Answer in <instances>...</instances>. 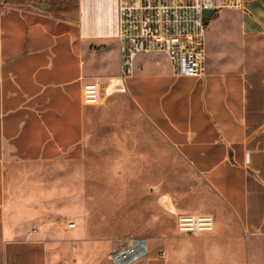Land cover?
<instances>
[{"label": "crops", "instance_id": "0c3cea01", "mask_svg": "<svg viewBox=\"0 0 264 264\" xmlns=\"http://www.w3.org/2000/svg\"><path fill=\"white\" fill-rule=\"evenodd\" d=\"M237 16L241 37L255 41L244 59L233 47L202 75H178L166 54H139L122 80L118 0H0V264H112L114 249L98 254L21 170L81 162L102 142L147 144L134 154L146 166L180 158L210 193L204 213H229L264 236V0H244ZM92 80L103 88L98 106L82 100ZM215 225L201 239L230 229ZM148 241L139 264H172L164 238ZM225 251L208 249L201 264L246 262Z\"/></svg>", "mask_w": 264, "mask_h": 264}, {"label": "rangeland", "instance_id": "374dc122", "mask_svg": "<svg viewBox=\"0 0 264 264\" xmlns=\"http://www.w3.org/2000/svg\"><path fill=\"white\" fill-rule=\"evenodd\" d=\"M237 13L225 10L209 21L212 27L206 38V64L233 47L239 48L237 56L244 59L248 55L243 47L255 46L254 40L241 37ZM117 89L123 90L122 84ZM143 126L148 130L147 124ZM137 149L136 144L121 142L90 144L81 162L26 165L21 170L38 177V189L48 193V204L63 211L65 220L85 229L98 254H109L134 237H156L167 241L165 250L172 252V264H201L211 248L245 257L244 264H264V236L248 235L229 213L218 218L212 213L216 224L226 222L230 226L219 231L218 239L181 235L177 215L207 212L208 206L200 201L210 202L209 191L195 181V172L180 158L171 165L146 166L147 160L134 157ZM157 186L153 192L151 188ZM216 231L217 225L213 233L203 237Z\"/></svg>", "mask_w": 264, "mask_h": 264}, {"label": "built area", "instance_id": "2783aa9c", "mask_svg": "<svg viewBox=\"0 0 264 264\" xmlns=\"http://www.w3.org/2000/svg\"><path fill=\"white\" fill-rule=\"evenodd\" d=\"M243 9L244 0H118L121 79L131 76L137 55L155 52L170 57L178 75H202L206 65L208 30L203 11L212 10L215 16L225 10ZM102 90L98 80L87 81L83 87V103L100 105ZM75 226L74 222L69 223V227ZM177 229L186 237L211 234L215 229V218L204 212L180 213ZM148 253V239L134 237L125 245H117L110 260L112 264H139Z\"/></svg>", "mask_w": 264, "mask_h": 264}, {"label": "water", "instance_id": "95a60500", "mask_svg": "<svg viewBox=\"0 0 264 264\" xmlns=\"http://www.w3.org/2000/svg\"><path fill=\"white\" fill-rule=\"evenodd\" d=\"M203 17L207 21H210L214 17V11H212V10H204L203 11Z\"/></svg>", "mask_w": 264, "mask_h": 264}, {"label": "trees", "instance_id": "16d2710c", "mask_svg": "<svg viewBox=\"0 0 264 264\" xmlns=\"http://www.w3.org/2000/svg\"><path fill=\"white\" fill-rule=\"evenodd\" d=\"M208 23H209V21H208Z\"/></svg>", "mask_w": 264, "mask_h": 264}]
</instances>
